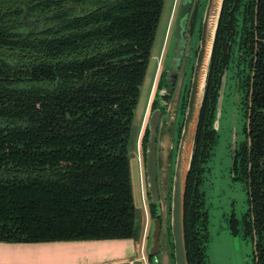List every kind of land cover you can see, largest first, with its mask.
<instances>
[{"label":"trees","instance_id":"1","mask_svg":"<svg viewBox=\"0 0 264 264\" xmlns=\"http://www.w3.org/2000/svg\"><path fill=\"white\" fill-rule=\"evenodd\" d=\"M163 4L0 0V241L138 238L128 152ZM225 70L244 92L231 173L248 197L228 229L264 264V0L223 2L186 185L188 264H208L199 187Z\"/></svg>","mask_w":264,"mask_h":264},{"label":"rangeland","instance_id":"2","mask_svg":"<svg viewBox=\"0 0 264 264\" xmlns=\"http://www.w3.org/2000/svg\"><path fill=\"white\" fill-rule=\"evenodd\" d=\"M195 2L199 7L200 16L205 0H196ZM178 4L179 0H164L150 59L140 87L128 152L134 203L137 208L136 234L138 238L136 240L142 243L146 253H148L147 250L151 245L153 219L158 218L161 221L160 251L155 258L147 254L148 264H174L170 236V199L176 151L171 156V147L173 146L171 136L176 138L177 135L176 132L171 134V128L176 120L179 94L175 92L172 96L170 95V100L165 103L161 97L164 89L165 72L161 74V80L159 77L162 69H167V64L173 55L175 40H169V35ZM188 39L186 60L184 59L183 71L176 84V90L178 92L183 90L186 99L189 95L193 60L191 53L194 49L195 37L188 36ZM243 94V91L236 90L234 71L230 70L225 88L219 131L214 134L216 137L215 144L202 161L203 172H201L199 190L203 195L204 206L208 211L210 236L208 253L212 264H254L251 240L244 238L241 234L232 235L227 223L229 215L234 213L237 218H240L248 208L246 190L241 183L234 181L231 177L232 150L237 144L242 143L245 137L243 132L244 107H242L241 101ZM216 99L213 110H211V123L215 118ZM162 105L166 106L168 113L165 117L168 118L161 123L160 133L156 135L158 137L156 156L159 200L153 202L146 183V142L149 137V117L153 110H159ZM177 115L181 117L180 111L177 112ZM151 203L155 204L153 215L150 211L152 210Z\"/></svg>","mask_w":264,"mask_h":264},{"label":"water","instance_id":"3","mask_svg":"<svg viewBox=\"0 0 264 264\" xmlns=\"http://www.w3.org/2000/svg\"><path fill=\"white\" fill-rule=\"evenodd\" d=\"M223 2L224 0H205L204 7L201 8L202 10L200 12V34L197 41L196 55L193 60L189 95L186 103L181 134L173 164L170 199V236L171 244L173 247L172 251L174 264H188L184 227V200L186 185L194 154L195 138L202 104L206 92L212 52ZM192 4L193 0H180L179 2L175 25L172 32L175 40V45L173 48V55L170 59L171 62H175V68L180 65L184 54L185 39L183 34L185 31L187 20L189 18ZM226 83L227 71L225 70L220 80L215 107V118L213 121V129L217 133L219 131V124L222 116ZM160 115L161 112L158 109L152 111L148 122L149 137L148 141L146 142V183L148 193L153 202H157L159 200L157 156L155 149L157 143L155 137L160 121ZM233 160L234 152L232 153V164ZM231 176H233V173H231ZM160 229L161 221L158 218H154L153 229L151 231V245L147 250L148 254L154 258L160 251ZM209 242L207 244L206 255L208 264H212L210 255L208 253Z\"/></svg>","mask_w":264,"mask_h":264},{"label":"crops","instance_id":"4","mask_svg":"<svg viewBox=\"0 0 264 264\" xmlns=\"http://www.w3.org/2000/svg\"><path fill=\"white\" fill-rule=\"evenodd\" d=\"M147 254L133 238L0 241V264H148Z\"/></svg>","mask_w":264,"mask_h":264},{"label":"flooded vegetation","instance_id":"5","mask_svg":"<svg viewBox=\"0 0 264 264\" xmlns=\"http://www.w3.org/2000/svg\"><path fill=\"white\" fill-rule=\"evenodd\" d=\"M195 1L196 0H193L192 8H191V11H190V14H189V18L187 20L185 31H184V34H183L184 39H185V48H184V54H183L181 63H180V65L178 67L175 68V66H174L175 62L169 61L168 64H167V67H166L167 69L166 70L162 69V72L160 73V77H159V80H161V77H162L161 74H163L165 72L166 75H165V79H164V89H163V93H161V97H162L163 101H165V103H167V101L170 100V98H169L170 95L172 96L175 92H177L179 94L178 97H177V109H176V111L178 113L180 111L181 117H179L177 115V112H176V120L174 122V126H172V128H171V134H172V132H174V133L176 132L177 137L175 138V136L174 137L171 136L172 141H173V146L171 147V156L173 155L172 153L177 151L178 141H179V138H180L182 124H183V116H184L186 103H187L186 94L183 92V90L178 92V90H176V84H177V81L179 80V75H181V73L183 71V62H184V59H185V56H186L187 45H188V42H189L188 36L192 37V38L195 37L194 49L192 50V53H191L193 55V60H194V57L196 55V50H197V41L199 39V34H200V27H201L200 16L201 15L199 16V7H198V5H197V3ZM179 2H180V0H179ZM177 11H178V9H177ZM176 15H177V12H176ZM176 15L174 17L173 26L171 28V32H170V35H169L170 36L169 40L172 39V41L174 39V37L172 36V32H173V29H174L173 27L175 25ZM193 60H192L191 69H193ZM189 85H190V81H189ZM178 108H179V110H178ZM166 110L167 109H166L165 105H162L160 107V109H159V111L161 112V115H160L159 125H158L157 131H156V135L160 133V125H161V123L163 121H166V119L168 118V117H165L167 115L166 113H168V112H166ZM181 120H182V123L180 124ZM204 138H207V137H204ZM155 140H156V143H157V140H158L157 136L155 137ZM207 140H208V138H207ZM243 142H244V138H243ZM241 144H242L241 142L239 144H237L235 146V148L232 150V153L233 152H237V150L239 149V146ZM233 180L241 183L237 179H233ZM243 187H244V185H243ZM244 213H242V215ZM232 214H234V213H232Z\"/></svg>","mask_w":264,"mask_h":264}]
</instances>
